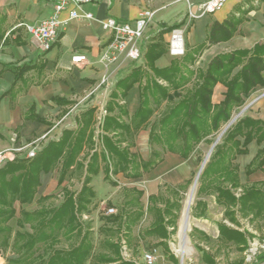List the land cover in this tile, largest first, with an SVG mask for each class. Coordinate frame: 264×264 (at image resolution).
Masks as SVG:
<instances>
[{"label": "trees", "instance_id": "obj_1", "mask_svg": "<svg viewBox=\"0 0 264 264\" xmlns=\"http://www.w3.org/2000/svg\"><path fill=\"white\" fill-rule=\"evenodd\" d=\"M242 20V15L234 14L222 22L213 20L204 41L185 51L180 58L171 59L169 65L158 68L154 61L165 52L162 34L181 22L162 26L156 34L157 40L146 46L144 66H132L116 81L105 103L106 114L97 136L96 107L89 106L81 112L75 128H64L57 139L48 140L34 157L17 155L0 166V247L9 249L14 255L6 258V264H137L133 259L122 257L121 240L126 247L132 245V228L145 214L151 215V222L138 232V237L157 238L155 244L162 246L167 257L176 261L167 239L176 231L182 198L180 190L185 191L188 180L178 187L164 183L165 191L160 185L158 192L147 195L145 205L140 200L141 189L124 188L119 211L102 216L101 249L95 254L91 231L83 227L79 218L82 213L91 211L89 204L96 195L91 181L100 171L105 180L117 185L111 176L122 173L127 178H139L162 162L165 152L188 158L200 141H213L206 137L213 136L229 121L232 112L244 103L256 86L264 87V40L249 48L217 53L205 68L194 67L205 48L230 39ZM13 42L24 43L18 35ZM44 67L45 60L9 65L15 81L33 69L41 73ZM191 80L193 83L188 86ZM218 82L225 91L223 98L214 103L212 93ZM135 84L138 86L139 105L129 114L126 103L120 100ZM6 93L13 102L18 90L13 86ZM51 100L61 105L73 102L58 96ZM163 100L168 106L149 129L150 155L144 160L138 152L130 150L135 143L129 138L148 124L155 108ZM65 111L63 109L62 113ZM23 117L45 121L34 113L33 106ZM253 140L257 145L264 142L263 120L245 115L232 123L225 131L223 142L215 145L201 171L196 190L197 195L209 194L213 190L215 202L224 207V217L237 227L240 224L237 214L247 217L250 222L264 218V181L243 185L236 165L232 164L235 155L248 152V144ZM153 144H158L160 149ZM81 168L84 174L77 191L63 186L62 200L56 206L46 203L53 194L41 195L36 199L35 209H19L16 225L23 230H13L9 221L16 213L14 202L33 201L42 172L57 169V184H61L69 171ZM257 170H264V145L257 148L244 167L247 176ZM237 188L241 189L238 196L234 194ZM206 208V202L199 199L191 206V214L197 218L204 217ZM25 226L29 230L24 229ZM217 231L220 243L233 244L241 251L248 247V237H253L247 229L240 230L224 221L217 223ZM190 233L199 241H209V236L196 227ZM62 240L70 243L59 247ZM194 246L205 264H218L210 248L206 249L198 241ZM263 262L264 249L255 254L249 264ZM230 264H244V256Z\"/></svg>", "mask_w": 264, "mask_h": 264}, {"label": "crops", "instance_id": "obj_2", "mask_svg": "<svg viewBox=\"0 0 264 264\" xmlns=\"http://www.w3.org/2000/svg\"><path fill=\"white\" fill-rule=\"evenodd\" d=\"M190 1L198 2L200 0ZM185 7V0H94L87 4L85 9L92 12L96 19L80 18L70 21L60 32L57 41L51 48L43 51L31 41L24 26L19 24L34 23L48 16L52 10L50 3L47 0H0V33L2 34L0 38V150L24 145L44 134L46 136L41 140L42 145L50 140L51 136L57 132L56 127L59 122L56 121L51 126L50 123L56 116H61L63 119L68 118V113L72 111L69 107L74 103L58 104L51 100L54 96L72 101L77 98L109 99L110 92L115 87L116 82L111 83L106 89L101 86L89 94L97 84L102 71L98 57L106 39V32L100 26L99 19L112 16L119 20H131L141 8L154 9V19L146 30L149 39L143 44V63H145L144 52L147 44L157 40L156 34L162 26L182 22ZM243 11L245 12L243 13ZM257 13L260 14V19L255 18ZM231 14L242 15V22L230 39L212 44L201 52L195 61V64H204L200 68H205L209 60L217 53L228 52L237 48H249L254 43L264 40V0H226L221 9L213 13L203 14L189 24L184 39L185 51L205 40L213 20L222 22ZM61 16L65 17L66 13L63 12ZM167 34L168 31L162 34L165 52L154 61V65L158 68L169 65L173 58L181 57H174L168 53ZM16 35L24 43L16 44L13 42ZM73 55H84L85 60L73 63L71 61ZM41 60H45V67L41 73L33 69L15 81L9 65H20ZM134 65L131 63L127 69L122 70L118 79ZM142 65L144 66V64ZM13 86L17 88L18 93L11 102L10 96L6 92ZM258 87L262 86L255 88ZM224 91L225 87L219 82L216 83L212 98H220L219 100H221ZM120 102L126 103L129 114L135 111L139 104L137 84L128 90L127 95ZM31 106L34 107V113L42 117L44 122L23 117ZM89 106L96 107V115L98 107L94 103ZM86 108L81 109L74 117V123ZM63 109H66L64 113H62ZM249 116L264 121V96L257 100L255 110ZM100 126H97L99 132ZM75 127L76 124L71 128ZM63 129H60L58 135ZM138 131L144 132L145 130L140 129ZM57 138L55 137V139ZM262 145L264 142L257 145L254 140L251 141L248 144V152L243 155H249L248 159H250L257 148ZM145 154L141 158L147 160L150 150L146 151ZM169 155L179 157V155L171 152ZM173 156L163 159L161 163L146 174L152 179L164 176L172 170L175 162L178 161ZM48 173L42 172L40 174V185L37 187V192L31 203L35 202L41 195L50 194L51 182H48L46 177ZM27 204L22 203L21 205L24 207ZM135 262L139 264L137 261Z\"/></svg>", "mask_w": 264, "mask_h": 264}, {"label": "rangeland", "instance_id": "obj_3", "mask_svg": "<svg viewBox=\"0 0 264 264\" xmlns=\"http://www.w3.org/2000/svg\"><path fill=\"white\" fill-rule=\"evenodd\" d=\"M260 14L257 13L255 15L256 19H260ZM187 32V30H186ZM185 32V34H186ZM186 35L184 36L185 39ZM186 46V45H185ZM145 64V63H143ZM143 66V65H142ZM198 67H203V63H196L194 65ZM162 83V81H159ZM193 80L190 81L188 86H191ZM264 96V87L254 88L250 94L245 98L244 103L236 108L231 115L229 121L237 116L233 123L239 118L251 114L255 110V104L259 98ZM220 98H212V102L217 103ZM108 98H97L95 100H91V98H77L73 100V104L70 105L69 109H72L71 112L68 113V118H61V116H56L53 121L50 123V126L54 124V122L58 121L59 125L56 127L57 132L51 136V138L55 139V137H59L58 135L60 129L74 127L76 123H74V117L80 112L81 109L86 108L91 104H95L97 109V116L100 108L105 106ZM139 105V104H138ZM168 104L166 105V101L163 100L160 102V105L155 108L153 114L150 117L148 124L143 127L144 132H135L132 139L135 143L133 147L130 148L132 152H138L140 156L146 155V151L150 150V144L148 142V132L150 127L153 124H156L158 117L167 109ZM138 107V106H137ZM96 121V115H95ZM228 121V122H229ZM223 124L219 130L213 133V136L208 135L206 138H211L213 141L218 137L221 130L228 124ZM232 124V123H231ZM230 124V125H231ZM97 125V124H96ZM95 125V135L97 136L99 130ZM229 125V126H230ZM226 131V130H225ZM95 136V137H96ZM225 136V132L218 139L216 144H221L223 142V138ZM50 138V139H51ZM47 141V140H46ZM213 141L206 142L204 140L200 141L194 148V150L190 153L189 157L186 159H182L173 155H169V152H165L163 154V159L173 156L177 159L175 165L172 170L165 174L164 176H159L156 178H151L149 175L144 173L139 178H127L122 173H118L115 176H111V178L116 181L117 185H112L109 181L103 178V173L100 171L97 175L93 176V180L91 181L92 187L96 190V195L92 198L91 204L89 207L91 211L89 213H82L79 220L82 223L84 228H89L91 231V239L94 244L93 254L101 249L100 242L103 238V233L101 228L104 226L102 216H104L105 212L108 208L113 207V214L118 212L123 199H124V188H138L143 191L142 196L140 197L141 202L145 205L147 195L150 193H156L159 190V186L162 185V190L165 191L164 183L173 185L178 187L179 184H184L185 181H190L187 185L184 192L180 190V194L182 196L180 203L179 216L177 220V228L176 231L167 239V243L169 246L170 252L176 258V261H172L167 257V254L163 252V248L160 245H156L157 238L154 237H138V232L145 229L149 223L151 222V215L145 214L143 215L137 224L132 228V245L127 247V255L122 254L123 258L133 259L137 261L139 264H142L143 254L150 252L154 255L153 264H205L201 259V253L194 246V242L198 241L200 245L204 246L206 249L210 248V251L214 252L215 260L218 264H230V262L239 259L241 256H244V264H249L254 260L255 254L264 249V218L256 219L252 222L248 220L247 217H240L237 214V219L239 221V226H235L228 222V220L224 217V207L215 202V192L213 190L210 191L209 194H201L197 195L196 190L199 184V178L196 182L193 198L191 204L189 206V227L187 230V243L185 247L187 250L181 254V239L179 237V226L184 208H186V200L188 194L191 190L192 182L196 173L199 170L201 162L203 158H205L208 153ZM46 143V142H45ZM215 144V145H216ZM44 145V143H43ZM42 145V146H43ZM157 149H160L158 144H153ZM215 145L212 148V151L206 161L208 162L211 154L215 150ZM254 154V153H253ZM252 154V155H253ZM252 157V156H251ZM250 157V159H251ZM249 155L237 154L232 159V164L236 165V170L239 176V181L243 185L251 184L253 182L264 181V170H257L250 175H246L244 173V167L247 162ZM5 163V162H4ZM3 163V164H4ZM161 163V162H160ZM205 163V164H206ZM2 164V165H3ZM1 165V166H2ZM205 166V165H204ZM204 168V167H203ZM72 170V169H71ZM203 170V169H202ZM148 173V172H147ZM84 170L74 169L69 171L61 184H57V176L58 171L54 169L50 173H48L47 180L51 182V186L49 188L50 194H53V197L46 201L49 206H56L62 200V187L65 186L70 190L77 191L81 186V181L83 179ZM241 192L240 188L234 190V194L236 196ZM204 200L207 204V208L205 211L204 217H194L191 214V206L195 205L197 200ZM29 204V203H28ZM24 205V207L18 202H14V207L16 209L15 216L10 219L9 224L13 228V230H19L20 228L16 225V218L19 217V209H25L31 211L37 207V202ZM86 216V217H84ZM219 221H224L228 225L233 226L235 228H239L240 230L247 229L250 233L253 234V237H248V247L241 251L235 247L233 244H222L218 240V231H217V223ZM196 227L200 230H203L208 236L209 241H199L193 237H191L192 228ZM24 229L29 230L28 226H25ZM20 230H23L22 228ZM195 239V240H193ZM70 242L66 240H62L58 246L66 247ZM8 256H14L13 253L9 249H4L0 247V264H6V258ZM182 257V258H181ZM88 264V262H86ZM264 264V262L262 263Z\"/></svg>", "mask_w": 264, "mask_h": 264}, {"label": "built area", "instance_id": "obj_4", "mask_svg": "<svg viewBox=\"0 0 264 264\" xmlns=\"http://www.w3.org/2000/svg\"><path fill=\"white\" fill-rule=\"evenodd\" d=\"M51 5V13L34 23H20L23 25L32 42L43 50H49L57 41L60 32L72 20L86 19L94 20L95 16L85 6L94 0H47ZM186 1L185 15L180 25L168 31L167 51L171 56L179 57L185 52L184 35L189 24L203 14L213 13L222 8L226 0H200ZM65 12L66 16L61 14ZM155 10L141 8L137 15L131 20H119L112 16L99 19L100 26L106 32V39L100 51L98 62L101 65V74L97 84L89 94L103 86L105 89L111 83L116 82L122 70L128 68L131 63L143 64L144 42L148 40L146 30L153 21ZM85 60L84 55H73V63ZM105 106L100 108L96 114V124L100 126L104 115ZM45 134L24 145L12 146L0 150V166L17 155L32 158L41 148V140ZM114 208L107 209L105 214L113 213ZM86 217V216H84ZM121 253L127 255V247L121 240ZM154 255L150 252L144 253L142 264H153Z\"/></svg>", "mask_w": 264, "mask_h": 264}, {"label": "bare ground", "instance_id": "obj_5", "mask_svg": "<svg viewBox=\"0 0 264 264\" xmlns=\"http://www.w3.org/2000/svg\"><path fill=\"white\" fill-rule=\"evenodd\" d=\"M237 116H234L229 122L228 124L221 130L220 134L218 135V137L215 139L218 142V139L222 136V134L225 132V130L229 127V125L231 123H233V121L236 119ZM212 149L210 150V152L208 151V153L205 156V161H207L210 153H211ZM198 180V179H197ZM196 180V182H197ZM196 182L195 185L193 187V189L191 188L187 200H186V208H184L185 210H187V208L190 206L192 198H193V194H194V190H195V186H196ZM189 227V213L187 214L186 211H184L181 221H180V226H179V237L181 239V254H183L187 248L185 247L186 243H187V230ZM182 258V257H181Z\"/></svg>", "mask_w": 264, "mask_h": 264}, {"label": "water", "instance_id": "obj_6", "mask_svg": "<svg viewBox=\"0 0 264 264\" xmlns=\"http://www.w3.org/2000/svg\"><path fill=\"white\" fill-rule=\"evenodd\" d=\"M216 143H217V140H214L213 143H212V145H211V147H210V149H209V152H210V150L213 148V146H214ZM205 163H206L205 158H203V160H202V162H201V165H200V167H199V170H198V172L196 173V175H195V177H194V180H193V182H192V186H191L192 189H193V187H194V185H195L196 180L199 178V175H200V173H201V171H202V169H203ZM186 213H187V214L189 213V207L187 208ZM180 264H181V263H180Z\"/></svg>", "mask_w": 264, "mask_h": 264}]
</instances>
